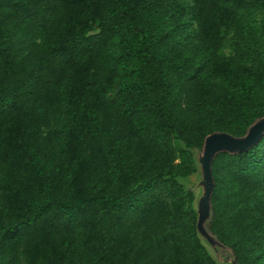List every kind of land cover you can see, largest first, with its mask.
Instances as JSON below:
<instances>
[{"label":"trees","instance_id":"trees-1","mask_svg":"<svg viewBox=\"0 0 264 264\" xmlns=\"http://www.w3.org/2000/svg\"><path fill=\"white\" fill-rule=\"evenodd\" d=\"M264 114V0H0V264H219L194 149ZM209 230L264 264V134L218 153Z\"/></svg>","mask_w":264,"mask_h":264},{"label":"water","instance_id":"water-1","mask_svg":"<svg viewBox=\"0 0 264 264\" xmlns=\"http://www.w3.org/2000/svg\"><path fill=\"white\" fill-rule=\"evenodd\" d=\"M264 134V114L256 118L241 136H233L223 131H214L204 137L201 149L193 150V157L196 164L195 175L199 176L196 183L197 192L194 193L193 206L196 212L195 229L201 243L220 262L237 264L232 250L221 243L216 235L209 230V222L212 217L211 194L214 186L212 176V161L220 152L237 154L254 146ZM228 250L232 259L221 260L218 251Z\"/></svg>","mask_w":264,"mask_h":264},{"label":"rangeland","instance_id":"rangeland-1","mask_svg":"<svg viewBox=\"0 0 264 264\" xmlns=\"http://www.w3.org/2000/svg\"><path fill=\"white\" fill-rule=\"evenodd\" d=\"M198 179H199L198 175H194L192 178L189 179L188 181L189 189L195 190V192H197L196 183ZM218 253H219V257L221 260L230 261L232 259V255L228 250L220 249ZM218 263L219 264H230L227 262H220V261H218Z\"/></svg>","mask_w":264,"mask_h":264}]
</instances>
